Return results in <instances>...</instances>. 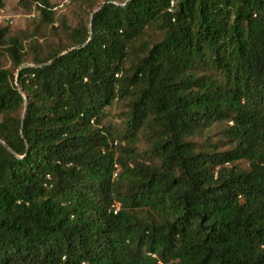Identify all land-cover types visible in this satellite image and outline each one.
I'll use <instances>...</instances> for the list:
<instances>
[{
  "label": "trees",
  "instance_id": "obj_1",
  "mask_svg": "<svg viewBox=\"0 0 264 264\" xmlns=\"http://www.w3.org/2000/svg\"><path fill=\"white\" fill-rule=\"evenodd\" d=\"M52 1L0 29V264H264V0Z\"/></svg>",
  "mask_w": 264,
  "mask_h": 264
},
{
  "label": "rangeland",
  "instance_id": "obj_2",
  "mask_svg": "<svg viewBox=\"0 0 264 264\" xmlns=\"http://www.w3.org/2000/svg\"><path fill=\"white\" fill-rule=\"evenodd\" d=\"M4 2L6 5L5 9L0 10V29L8 28L12 34L26 31L32 34L35 33L40 42V49H48V46L54 48L56 44H61L65 41V36L62 33L63 29L59 26V21L67 20L71 26H75L80 17L87 18L86 14L80 13L78 7L72 4L62 10L58 9L57 22L54 25V28L57 30L53 32L51 26H47L39 21L38 12L34 7L32 11L28 12L19 6L20 0H4ZM63 2L64 0H53L52 4L60 7ZM0 64L7 69L12 67L10 59L3 55L2 51H0ZM122 107V105H117L110 110L109 117L105 123L106 126H118L120 124ZM220 132L221 129H214L212 132L201 136L198 142L203 144L207 138H211L213 142L217 143L221 139ZM141 149H144V145L141 146ZM240 167L246 169L247 165L242 163Z\"/></svg>",
  "mask_w": 264,
  "mask_h": 264
},
{
  "label": "built area",
  "instance_id": "obj_3",
  "mask_svg": "<svg viewBox=\"0 0 264 264\" xmlns=\"http://www.w3.org/2000/svg\"><path fill=\"white\" fill-rule=\"evenodd\" d=\"M65 2H67V0H65ZM112 209H113V212L115 214H117L120 211V205L119 204H115Z\"/></svg>",
  "mask_w": 264,
  "mask_h": 264
}]
</instances>
